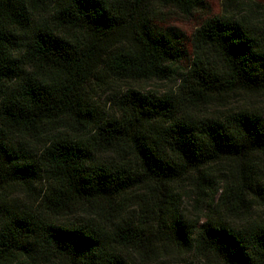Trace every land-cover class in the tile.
Instances as JSON below:
<instances>
[{
	"label": "trees",
	"instance_id": "16d2710c",
	"mask_svg": "<svg viewBox=\"0 0 264 264\" xmlns=\"http://www.w3.org/2000/svg\"><path fill=\"white\" fill-rule=\"evenodd\" d=\"M156 6L204 0H0V264H264V115L201 112L264 93V24Z\"/></svg>",
	"mask_w": 264,
	"mask_h": 264
},
{
	"label": "rangeland",
	"instance_id": "374dc122",
	"mask_svg": "<svg viewBox=\"0 0 264 264\" xmlns=\"http://www.w3.org/2000/svg\"><path fill=\"white\" fill-rule=\"evenodd\" d=\"M156 8L158 17L155 18V23L163 26L177 27L184 34L186 39L190 38L194 29H196L202 21L212 18L213 16L228 15L229 17L237 18L248 16L256 24H264V0H204V9L191 16H184L172 8H163L160 6H156ZM175 85V81L148 82L141 84L138 89L145 94L162 96L167 92L174 91ZM101 102H104L103 98ZM201 110L205 116L209 117H220L227 111L237 112L243 110L264 115V93H233L223 100H214L208 103L203 106ZM258 169L264 176V162L258 166ZM204 205L205 204L200 200L196 201L190 193L181 201L184 212L188 217L193 219L205 217V212L201 211ZM250 205L254 207L249 213L250 217L257 218L263 214V211L253 200L250 201L249 206ZM242 222L243 221L240 220L235 223L240 225ZM171 260L175 261H170L168 264H176L175 262L180 263L183 258L179 257Z\"/></svg>",
	"mask_w": 264,
	"mask_h": 264
}]
</instances>
